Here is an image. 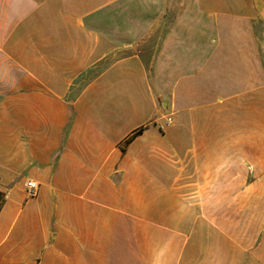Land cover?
Wrapping results in <instances>:
<instances>
[{
	"label": "crops",
	"instance_id": "crops-1",
	"mask_svg": "<svg viewBox=\"0 0 264 264\" xmlns=\"http://www.w3.org/2000/svg\"><path fill=\"white\" fill-rule=\"evenodd\" d=\"M263 27L264 0H0V264H264Z\"/></svg>",
	"mask_w": 264,
	"mask_h": 264
},
{
	"label": "built area",
	"instance_id": "built-area-1",
	"mask_svg": "<svg viewBox=\"0 0 264 264\" xmlns=\"http://www.w3.org/2000/svg\"><path fill=\"white\" fill-rule=\"evenodd\" d=\"M173 124V119L171 116L166 118V123L161 128L164 129V127H168ZM26 193L28 197L32 198L35 197L39 191V185L36 182L33 181H27L25 184Z\"/></svg>",
	"mask_w": 264,
	"mask_h": 264
},
{
	"label": "rangeland",
	"instance_id": "rangeland-1",
	"mask_svg": "<svg viewBox=\"0 0 264 264\" xmlns=\"http://www.w3.org/2000/svg\"><path fill=\"white\" fill-rule=\"evenodd\" d=\"M262 29H263V31H264V27H263Z\"/></svg>",
	"mask_w": 264,
	"mask_h": 264
}]
</instances>
